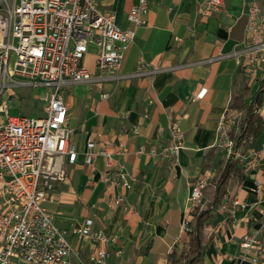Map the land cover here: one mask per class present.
Masks as SVG:
<instances>
[{
  "label": "crops",
  "instance_id": "0c3cea01",
  "mask_svg": "<svg viewBox=\"0 0 264 264\" xmlns=\"http://www.w3.org/2000/svg\"><path fill=\"white\" fill-rule=\"evenodd\" d=\"M199 1L147 0V11L140 15L143 24L135 28L120 72L135 71L141 62L176 68L118 82L82 81L62 89L77 157L74 164H65L69 181L55 184V198L44 207L58 226L69 231L68 264H91L89 255L99 246L76 232L87 219L92 220L91 231L101 230L108 238L101 244L108 252L104 264H167L173 247L188 240L183 225L190 213L191 183L205 170L207 177L216 174L217 160L225 156L219 144V118L232 93L248 83L232 55L246 35L241 0H225L206 19L196 14ZM137 2L100 0L99 8L112 13L119 28L132 29L127 13ZM95 54L88 49L81 60L93 75L98 74ZM258 81L248 83L252 91ZM259 113L264 118V101ZM173 121L184 137L177 155L150 158L136 153L140 145H165ZM89 139L94 150L102 146L127 150L115 158L130 187L113 183L102 157H95L93 167L84 163ZM249 149L239 159L242 173L228 180L221 202L233 213L218 208L206 228L212 240L202 250V264H251L257 250L244 251L241 239L246 234L264 236V190L257 191L254 184L256 179L264 183V134ZM234 199L240 204L233 206Z\"/></svg>",
  "mask_w": 264,
  "mask_h": 264
},
{
  "label": "built area",
  "instance_id": "2783aa9c",
  "mask_svg": "<svg viewBox=\"0 0 264 264\" xmlns=\"http://www.w3.org/2000/svg\"><path fill=\"white\" fill-rule=\"evenodd\" d=\"M224 1L201 0L196 6V14L206 19ZM99 2L12 0L10 3L0 0V264H10L13 260L26 264H68L72 251L69 231L58 226L44 207L45 202L55 198V184L69 181L65 164H74L77 157L76 147L70 140L73 129L68 126L62 89L82 81L118 82L176 68L150 67L141 62L135 71L121 73L125 54L135 37V28L143 24L140 15L147 11V0H138L127 13L128 20L134 23L132 29L119 28L112 13L100 10ZM241 2L246 16V35L232 55L248 76V83L254 84L264 72V0ZM189 30L193 36V29ZM89 46L96 48V75L81 64ZM37 87L45 89L38 98L43 102L42 115L8 114L15 88ZM240 115L237 110L226 108L219 118V144L227 154L231 152L230 131L236 129ZM168 129L169 141L165 145L158 148L140 145L136 153L150 158L177 155L184 147L182 130L175 121ZM133 132H137V128ZM94 145L92 139L86 142L84 163L93 167L95 157H102L113 183L130 187L126 173L115 158L127 150L121 147L111 150L108 146L94 150ZM205 183V177L191 183L190 210L200 203ZM254 184L257 191L264 190L260 179ZM237 204L240 202L234 199L232 205ZM219 210L233 213L226 203L221 204ZM91 224L92 220H85L76 232L84 241L99 245L89 255L91 264H104L108 252L101 244L108 238L101 230L91 231ZM183 226L186 230L185 223ZM240 246L244 251L257 250L251 257V264H264V236L246 234Z\"/></svg>",
  "mask_w": 264,
  "mask_h": 264
},
{
  "label": "trees",
  "instance_id": "16d2710c",
  "mask_svg": "<svg viewBox=\"0 0 264 264\" xmlns=\"http://www.w3.org/2000/svg\"><path fill=\"white\" fill-rule=\"evenodd\" d=\"M241 68V67H240ZM243 70V68H241ZM264 101V72L258 87L252 91L248 83L239 93L233 92L228 108L240 112L236 129L230 131L231 152L217 160V172L211 177L204 175L205 186L201 190V201L192 207L185 222L188 240L181 247H173L167 255V264H202V250L212 237L206 228L211 224L215 211L227 195V183L232 177H239L242 167L240 157L252 147L256 138L263 134V118L257 111ZM223 155V154H222Z\"/></svg>",
  "mask_w": 264,
  "mask_h": 264
},
{
  "label": "rangeland",
  "instance_id": "374dc122",
  "mask_svg": "<svg viewBox=\"0 0 264 264\" xmlns=\"http://www.w3.org/2000/svg\"><path fill=\"white\" fill-rule=\"evenodd\" d=\"M12 2V0H7ZM200 2V1H199ZM16 4V1H15ZM89 52L95 53L96 48L89 46ZM261 79V75L259 74ZM259 79V78H258ZM45 92L44 88H15V93L10 97L8 114L18 115L24 114L28 116H40L42 115L43 102L38 98ZM11 102L16 104L12 105ZM186 222V221H185Z\"/></svg>",
  "mask_w": 264,
  "mask_h": 264
},
{
  "label": "bare ground",
  "instance_id": "6f19581e",
  "mask_svg": "<svg viewBox=\"0 0 264 264\" xmlns=\"http://www.w3.org/2000/svg\"><path fill=\"white\" fill-rule=\"evenodd\" d=\"M234 129V128H231V130ZM231 142V141H230Z\"/></svg>",
  "mask_w": 264,
  "mask_h": 264
}]
</instances>
